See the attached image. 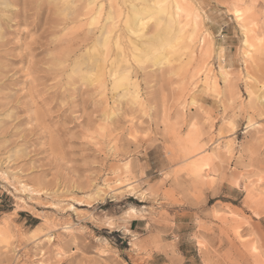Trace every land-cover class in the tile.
Instances as JSON below:
<instances>
[{
  "label": "rangeland",
  "instance_id": "obj_1",
  "mask_svg": "<svg viewBox=\"0 0 264 264\" xmlns=\"http://www.w3.org/2000/svg\"><path fill=\"white\" fill-rule=\"evenodd\" d=\"M179 1L0 0V264H264V0Z\"/></svg>",
  "mask_w": 264,
  "mask_h": 264
},
{
  "label": "bare ground",
  "instance_id": "obj_2",
  "mask_svg": "<svg viewBox=\"0 0 264 264\" xmlns=\"http://www.w3.org/2000/svg\"><path fill=\"white\" fill-rule=\"evenodd\" d=\"M121 4L125 7V10H126V17H125V21H124V24H125L124 28H125V33L126 34H127V29L128 28H134L136 26L139 18L143 17V15H146V14L149 15V16L153 15L154 18H152V19L155 20L156 26L162 29V31L160 32L159 36H161L163 34V32H165V30L167 32H170L174 25H175V27L176 26L178 27V25L175 22H174L175 23L174 25H172V23H173V21H176V16L175 15H177V14L175 12L178 13V11H180V8H181L179 0H121ZM157 5H163V7H158ZM101 7L102 6H100V9H101ZM96 8H98V7H96ZM237 11H240V10L235 9V10L232 11V17L234 19H237V20L240 21L242 19V14H241L240 17H237L236 16V12ZM95 15H97V13ZM91 16H92V14H91ZM178 17H180V16H178ZM110 18H111V16H108L105 20H107V19L109 20ZM89 19H90V17H89ZM94 21H95V18H91L90 24H93ZM90 26L91 25H89V27ZM182 28H184V27H181V29ZM179 30H180V28L177 31L178 34L176 35V37L172 38L171 44L169 46V51L168 52L165 51L164 56H161V57H158V58L154 59L156 66H160V65L162 66L164 64H168L170 62L172 56L174 54L178 53L180 45L184 41V37L186 35V31H185V33L184 32L182 33V31L179 32ZM110 32L111 31H109V33L106 34V36L103 37L104 39H103V41H101L102 42L101 43V48L107 47L109 38L111 37L110 36ZM192 33H189L188 36H191ZM249 34H251V31H246L245 30V35H244V38H243V41H242L243 42V47L245 48L244 54L247 57H248L249 53H251V49H249V48L253 47V45L249 44V42H248V35ZM110 40H111V38H110ZM118 40H119V37H117L114 40V43H113L114 47L116 49V51H115L116 63H117V65L121 64V63H123V64L126 63L125 65H127V60H126L127 55L125 54L124 50L121 48V45L119 44ZM256 41L258 42V44H260V38L259 37H257L255 39V42ZM112 42H111V45L113 46ZM109 43H110V41H109ZM129 43H131V42H129ZM130 45H131V48H130ZM96 46H97V44L95 43V47ZM95 47H93L92 51H91V53H93V54L94 53L96 54V52H95L96 48ZM129 48H130L129 51H131V56L134 58L136 63H138V64L145 63V60H143L139 56L140 52H138V54H137V48H135V45L133 43L129 44ZM135 51H136V53H134ZM91 53H89V54H91ZM93 58L94 57L90 56L88 58V60L92 61ZM134 65H135V63H134ZM105 69H107V68H105ZM127 69H128V67H127ZM110 76H111L110 78L112 80L113 89H119L121 87H124L123 90H126V92L131 97L133 96L132 98L134 100L138 98L136 90L135 91L133 90V91L130 92L131 87H134V83H133V81L130 78L129 72L126 73V72H121L119 69H113V70H111V75ZM95 80H96V78L92 74H90L89 76H86V81L88 83H90V84L95 82ZM127 93H126V95H128ZM261 96H263V95H261ZM262 99H264V96L262 97Z\"/></svg>",
  "mask_w": 264,
  "mask_h": 264
},
{
  "label": "snow or ice",
  "instance_id": "obj_3",
  "mask_svg": "<svg viewBox=\"0 0 264 264\" xmlns=\"http://www.w3.org/2000/svg\"><path fill=\"white\" fill-rule=\"evenodd\" d=\"M157 6L158 7H163V5H157ZM236 16L237 17H240L241 16V12L240 11H237L236 12ZM262 107H264V105H262ZM237 186H239V185H237ZM6 222H7V220H6ZM0 238H2V237H0ZM253 251H256V249L254 248ZM69 254L71 255V252Z\"/></svg>",
  "mask_w": 264,
  "mask_h": 264
}]
</instances>
